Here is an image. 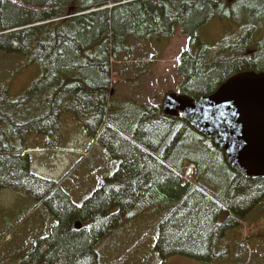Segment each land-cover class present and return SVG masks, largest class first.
I'll list each match as a JSON object with an SVG mask.
<instances>
[{"label":"trees","instance_id":"trees-1","mask_svg":"<svg viewBox=\"0 0 264 264\" xmlns=\"http://www.w3.org/2000/svg\"><path fill=\"white\" fill-rule=\"evenodd\" d=\"M110 3L116 8L105 9ZM95 8L102 11L84 15ZM70 9L82 15L65 19ZM215 20L248 30L237 41L203 45L200 33ZM178 29L189 39L175 68L179 94L198 101L236 74L264 73V0H0V51L42 72L22 96L12 95L9 86L0 92V192L35 197L34 209L52 203L57 220L49 235L33 241L21 264H100L106 237L140 227L145 216L158 220L155 250L162 263L238 258L223 240L244 220L250 227L256 223L264 180L234 172L212 139L165 117L158 103H120L113 93L119 83L129 85L127 95L143 97L138 92L145 88V64L157 63L160 46ZM143 47L156 51L152 62H145ZM214 48L223 56H211ZM65 116L121 160L82 204L65 190L69 176L49 181L31 171L30 139L39 141L37 148L58 149ZM189 165L195 171L188 182Z\"/></svg>","mask_w":264,"mask_h":264},{"label":"rangeland","instance_id":"rangeland-1","mask_svg":"<svg viewBox=\"0 0 264 264\" xmlns=\"http://www.w3.org/2000/svg\"><path fill=\"white\" fill-rule=\"evenodd\" d=\"M115 8L116 4L110 3L105 9L113 10ZM74 10L70 9L65 19L82 15ZM99 11L102 9H90L84 15ZM54 21L60 22L62 19ZM247 30L245 27H230L226 23L215 20L202 30L200 39L203 45L216 47L214 44L218 42L227 44L233 40L237 41ZM188 40V37L182 34L181 29H178L172 41L160 46L163 53L157 63L151 66L145 64L147 73L145 76L147 77H145L143 97L135 98L127 95L131 93L129 85L118 83L112 87L116 99L120 103H123L125 98L146 101V103H149V99H151L161 106L166 95L171 92L175 93L177 90L179 79L175 68L180 62L179 56L187 50ZM220 51V48H214L210 51V55L222 57L223 54ZM139 52L148 56L146 63L152 62L153 55H157L156 51L150 47H143ZM24 60L0 51V92L9 86L11 94L19 97L41 79L40 68L25 65L26 61ZM140 65L143 64L136 65V67L140 68ZM124 67L129 69L126 65ZM120 69L124 71L122 67ZM129 70L137 71L133 68ZM74 122L72 117H65L63 120L62 136H65L66 139V136L70 137L71 141H64L62 147L56 150L37 151L35 143H39V141L35 138H31L30 141L35 149L32 150L34 152V171H38L43 178L50 180L69 176L65 190L75 203L82 204L86 198L101 187L106 176L114 175L119 170L121 160L113 158L100 147L95 145L93 147V143H88L86 146L83 144L86 137H79V142L75 143L76 136L85 135H81L77 131L78 127L69 131L71 129L69 127L73 126ZM92 148L93 153L90 158H87L86 156ZM34 202H37L35 197H28L10 189L1 191L0 264H21L28 256L26 255L28 251L33 248V241L49 235L51 227L57 222L51 212L52 203L50 206L43 203L34 209L32 207ZM262 204L264 205V200ZM7 213L8 217H6ZM255 222L250 227L249 222L244 220L237 231L234 230L226 234L227 240H223V244H229L233 255L237 251L238 258L236 257L233 261L223 258L220 260L221 264H239L242 260H244L243 264H264V260H261V257L264 256V206L260 210V214L256 215ZM157 224L156 218L145 216L141 220L140 227H132L130 231L120 230L116 234L107 236V239L100 244V264H199L194 259L182 257L162 263L158 258L160 257L159 252L155 250L158 239ZM252 229H255L257 234L253 233Z\"/></svg>","mask_w":264,"mask_h":264},{"label":"water","instance_id":"water-1","mask_svg":"<svg viewBox=\"0 0 264 264\" xmlns=\"http://www.w3.org/2000/svg\"><path fill=\"white\" fill-rule=\"evenodd\" d=\"M162 108L167 117H182L194 131L212 139L237 174L264 179V73L236 74L198 101L170 94Z\"/></svg>","mask_w":264,"mask_h":264},{"label":"bare ground","instance_id":"bare-ground-1","mask_svg":"<svg viewBox=\"0 0 264 264\" xmlns=\"http://www.w3.org/2000/svg\"><path fill=\"white\" fill-rule=\"evenodd\" d=\"M195 171V165H189L186 174L184 175L186 181H191V177Z\"/></svg>","mask_w":264,"mask_h":264}]
</instances>
